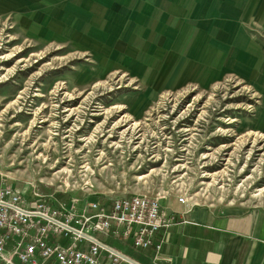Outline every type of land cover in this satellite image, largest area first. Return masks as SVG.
Listing matches in <instances>:
<instances>
[{
    "label": "rangeland",
    "instance_id": "rangeland-1",
    "mask_svg": "<svg viewBox=\"0 0 264 264\" xmlns=\"http://www.w3.org/2000/svg\"><path fill=\"white\" fill-rule=\"evenodd\" d=\"M41 20L0 19V179L61 202L140 194L162 207L179 196L216 212L264 207V77L162 91Z\"/></svg>",
    "mask_w": 264,
    "mask_h": 264
},
{
    "label": "crops",
    "instance_id": "crops-1",
    "mask_svg": "<svg viewBox=\"0 0 264 264\" xmlns=\"http://www.w3.org/2000/svg\"><path fill=\"white\" fill-rule=\"evenodd\" d=\"M14 18L42 19L44 33L67 31L102 64L119 62L162 91L229 73L264 77V38H256L264 34V0H0V19ZM162 208L188 221L155 235L156 255L154 246L126 254L139 264H264V207L216 212L176 198Z\"/></svg>",
    "mask_w": 264,
    "mask_h": 264
},
{
    "label": "built area",
    "instance_id": "built-area-1",
    "mask_svg": "<svg viewBox=\"0 0 264 264\" xmlns=\"http://www.w3.org/2000/svg\"><path fill=\"white\" fill-rule=\"evenodd\" d=\"M176 198L188 205L184 196ZM187 221L185 213L166 212L157 197L123 195L108 204H80L74 199L61 202L41 195L28 198L21 189L0 179L3 264H16L14 258L21 264H132L122 257H128L126 253L100 236L130 240L133 248L141 251L154 246L156 255L162 243L154 241L155 235Z\"/></svg>",
    "mask_w": 264,
    "mask_h": 264
},
{
    "label": "water",
    "instance_id": "water-1",
    "mask_svg": "<svg viewBox=\"0 0 264 264\" xmlns=\"http://www.w3.org/2000/svg\"><path fill=\"white\" fill-rule=\"evenodd\" d=\"M109 251L110 250H112V251H114V252H116L115 250H113L112 248H108V247H106ZM117 253V252H116ZM124 259H126V260H128L130 263H132V264H139V263H137V262H135L134 260H132V259H130V258H128V257H124V256H122Z\"/></svg>",
    "mask_w": 264,
    "mask_h": 264
},
{
    "label": "trees",
    "instance_id": "trees-1",
    "mask_svg": "<svg viewBox=\"0 0 264 264\" xmlns=\"http://www.w3.org/2000/svg\"><path fill=\"white\" fill-rule=\"evenodd\" d=\"M103 204H105V203H103Z\"/></svg>",
    "mask_w": 264,
    "mask_h": 264
}]
</instances>
